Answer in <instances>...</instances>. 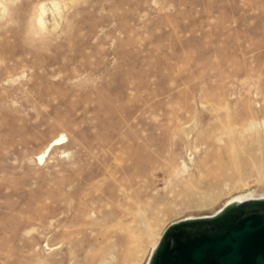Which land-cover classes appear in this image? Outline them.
I'll list each match as a JSON object with an SVG mask.
<instances>
[{
	"label": "rangeland",
	"instance_id": "rangeland-1",
	"mask_svg": "<svg viewBox=\"0 0 264 264\" xmlns=\"http://www.w3.org/2000/svg\"><path fill=\"white\" fill-rule=\"evenodd\" d=\"M253 194L264 0H0V264H148Z\"/></svg>",
	"mask_w": 264,
	"mask_h": 264
},
{
	"label": "water",
	"instance_id": "water-1",
	"mask_svg": "<svg viewBox=\"0 0 264 264\" xmlns=\"http://www.w3.org/2000/svg\"><path fill=\"white\" fill-rule=\"evenodd\" d=\"M203 227L212 231L183 235ZM148 264H264V198L230 206L218 217L170 224Z\"/></svg>",
	"mask_w": 264,
	"mask_h": 264
},
{
	"label": "bare ground",
	"instance_id": "bare-ground-1",
	"mask_svg": "<svg viewBox=\"0 0 264 264\" xmlns=\"http://www.w3.org/2000/svg\"><path fill=\"white\" fill-rule=\"evenodd\" d=\"M44 11V10H43ZM43 11H42V13H41V15H43L44 13H43ZM64 139V137H61V138H59V139H57V142H60L61 140H63ZM56 142V143H57ZM42 157V156H41ZM43 157H44V155H43ZM261 198H264V195H262V196H257V194H253V195H239V196H234L231 200H229L224 206H223V208H221V210H219L218 212H215L213 215H211V216H209V217H218V216H221L224 212H225V210H226V208H228V207H230V206H237V205H239V204H241V203H243V202H246V201H251V200H257V199H261ZM190 218H195V217H190ZM198 218V217H197ZM200 218V217H199ZM202 218H204V217H202ZM158 243L159 242H157V244L154 246V249L153 250H156V248H157V246H158Z\"/></svg>",
	"mask_w": 264,
	"mask_h": 264
},
{
	"label": "flooded vegetation",
	"instance_id": "flooded-vegetation-1",
	"mask_svg": "<svg viewBox=\"0 0 264 264\" xmlns=\"http://www.w3.org/2000/svg\"><path fill=\"white\" fill-rule=\"evenodd\" d=\"M209 229H210V227L187 229V231L183 232V233H184L183 235H184V236L189 235V234H191V235H196L198 232H199L200 234H202L203 232H206V231L211 232L212 229H210V230H209ZM174 233L179 234V233H181V232H180V231H176V232H174ZM181 239L184 240L183 237H181Z\"/></svg>",
	"mask_w": 264,
	"mask_h": 264
}]
</instances>
